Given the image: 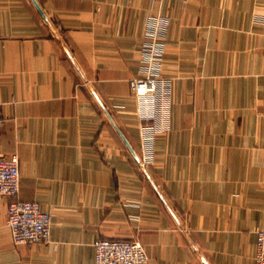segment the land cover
<instances>
[{"label":"crops","instance_id":"1","mask_svg":"<svg viewBox=\"0 0 264 264\" xmlns=\"http://www.w3.org/2000/svg\"><path fill=\"white\" fill-rule=\"evenodd\" d=\"M35 1L45 18L32 0H0V154L18 156L16 198L52 226L47 242L14 245L0 198V264H94L97 239L137 240L145 264H254L264 0ZM157 16L167 26L154 125L166 130L145 164L129 81Z\"/></svg>","mask_w":264,"mask_h":264},{"label":"built area","instance_id":"2","mask_svg":"<svg viewBox=\"0 0 264 264\" xmlns=\"http://www.w3.org/2000/svg\"><path fill=\"white\" fill-rule=\"evenodd\" d=\"M167 26V19L161 16L150 18L146 26V40L140 52V72L129 81V89L138 104V116L143 126L145 144L144 162H152L148 142L158 132L166 130L165 125L156 127L154 120L158 110V89L162 82V59L166 45L161 31ZM162 93V90H161ZM0 101V127L3 124ZM149 122H152L148 125ZM20 187L19 158L16 154H0V198L7 200L6 224L14 245L39 244L47 242L52 226L51 213L40 208L37 202L16 198ZM94 264H145L147 255L137 240L97 239L93 242ZM254 264H264V227L256 231Z\"/></svg>","mask_w":264,"mask_h":264},{"label":"water","instance_id":"3","mask_svg":"<svg viewBox=\"0 0 264 264\" xmlns=\"http://www.w3.org/2000/svg\"><path fill=\"white\" fill-rule=\"evenodd\" d=\"M32 2L34 3L35 7L39 10V12L43 15V17L45 18V15L43 14L41 8L39 7V5L36 3L35 0H32ZM67 52V55L68 57L70 58L71 62L74 64V66L77 68V65L75 64L74 60L72 59L70 53L68 51ZM93 92V95L95 97V99L97 100V102L100 104V106L105 110L103 104L101 103V101L99 100L98 96L96 95V93L94 91ZM108 117L110 119V121L112 122V124L114 125L117 133L119 134L120 138L122 139V141L124 142V144L126 145L127 149L129 150V152L131 153V155L135 158V160L140 163V159L139 157L137 156V154L135 153V151L132 149V147L130 146L129 142L126 140V138L124 137V135L120 132V130L116 127V125L114 124L113 120L110 118L109 114H108ZM142 170L144 172V174L147 176L149 182L151 183V185L153 186V188L156 190L157 194L159 195V197L161 198V200L165 203V205L167 206V208L169 209L168 205L166 204L163 196L161 195L159 189L157 188V186L155 185V183L153 182V180L150 178L148 172L146 171L145 167L142 166ZM169 211L171 212V210L169 209ZM172 213V212H171Z\"/></svg>","mask_w":264,"mask_h":264},{"label":"rangeland","instance_id":"4","mask_svg":"<svg viewBox=\"0 0 264 264\" xmlns=\"http://www.w3.org/2000/svg\"><path fill=\"white\" fill-rule=\"evenodd\" d=\"M145 163V162H144ZM151 163V162H150ZM150 163H145V164H150ZM144 166V165H143ZM145 167V166H144Z\"/></svg>","mask_w":264,"mask_h":264}]
</instances>
